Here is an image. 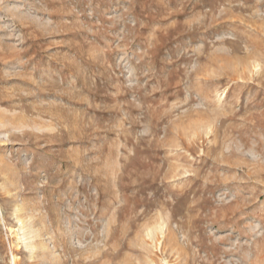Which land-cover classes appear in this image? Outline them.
<instances>
[{
    "label": "rangeland",
    "instance_id": "obj_1",
    "mask_svg": "<svg viewBox=\"0 0 264 264\" xmlns=\"http://www.w3.org/2000/svg\"><path fill=\"white\" fill-rule=\"evenodd\" d=\"M0 264H264V0H0Z\"/></svg>",
    "mask_w": 264,
    "mask_h": 264
},
{
    "label": "bare ground",
    "instance_id": "obj_2",
    "mask_svg": "<svg viewBox=\"0 0 264 264\" xmlns=\"http://www.w3.org/2000/svg\"><path fill=\"white\" fill-rule=\"evenodd\" d=\"M12 259L14 260V263H15V260H16V259H14V257H13Z\"/></svg>",
    "mask_w": 264,
    "mask_h": 264
}]
</instances>
